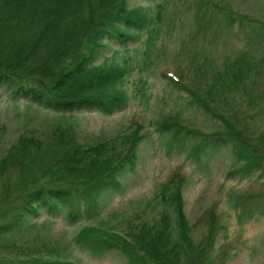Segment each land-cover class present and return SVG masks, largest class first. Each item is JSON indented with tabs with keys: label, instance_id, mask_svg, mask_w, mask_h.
I'll use <instances>...</instances> for the list:
<instances>
[{
	"label": "trees",
	"instance_id": "trees-1",
	"mask_svg": "<svg viewBox=\"0 0 264 264\" xmlns=\"http://www.w3.org/2000/svg\"><path fill=\"white\" fill-rule=\"evenodd\" d=\"M168 1L155 5L153 21L151 6L133 5L131 0H0V97L58 116L46 134L21 135L0 156V247L40 213L64 217L71 224L93 220L103 197L122 191L123 174L136 168V150L143 139L140 126L90 144L79 139L68 121L81 112L111 116L127 107L130 96L124 83L135 67L123 54L146 35L142 62L147 65L158 34L153 27ZM243 56L225 62L218 77L217 72L210 76L209 100L186 89L189 104L210 112L218 129L201 132L182 124L178 116H168L156 130L167 136L169 150H183L197 163L229 148L234 168L229 176H256L264 182V127L259 133L247 126L236 129L220 112V104L230 105L232 93L257 84V65ZM215 80L223 93L210 98ZM171 179L158 192L165 204L158 219L138 225L131 221L123 234L84 226L74 237L76 246L93 258L120 251L130 264H219L220 255L226 260L227 255L215 249L222 230L215 208L206 212L205 231L196 241L183 209L184 179ZM238 207L239 220L263 215L264 191L242 196ZM0 264L74 263L0 254Z\"/></svg>",
	"mask_w": 264,
	"mask_h": 264
},
{
	"label": "rangeland",
	"instance_id": "rangeland-1",
	"mask_svg": "<svg viewBox=\"0 0 264 264\" xmlns=\"http://www.w3.org/2000/svg\"><path fill=\"white\" fill-rule=\"evenodd\" d=\"M131 2L151 6L150 16L156 21L155 5L164 0ZM238 17L245 21H239ZM153 28L158 34L147 65L142 62L146 35L129 47V54H123L132 59L135 67L124 83L130 96L127 107L111 116L81 112L68 121L79 139L90 144L118 134L127 135L140 126L143 139L136 150V168L123 174L122 191L105 195L93 220L71 224L64 217L51 218L40 213L0 247V254L11 259L37 257L74 264H130L120 251L93 258L79 250L74 237L84 226H102L123 234L131 221L138 225L158 219L159 211L165 208L158 198L159 189L175 175L184 179L183 209L196 241L205 231L202 219L206 218V212L215 208L222 227L215 249L227 255L226 260L225 255H220L223 260L219 264L264 263V214L238 219L240 198L264 191V182L256 176H229L234 169L229 148L209 161L197 163L183 150L175 147L169 150L167 136H160L156 130L157 124L168 116H178L182 124L201 132L218 129L220 125L210 112L189 104L192 98L186 89L191 88L192 92L196 91L195 95L209 100L206 90L210 76L217 72L218 77L225 62L244 54V59L257 65L255 72L260 74L257 84L246 91L232 93L230 105L220 104V112L224 111L223 115L236 124V129L247 126L261 132L264 127V0H169ZM166 76L184 89L175 86ZM212 84L210 98L220 97L223 92L217 80ZM2 98L0 156L19 136L44 135L49 124L57 120V115L36 107L28 110L22 103L3 102Z\"/></svg>",
	"mask_w": 264,
	"mask_h": 264
}]
</instances>
